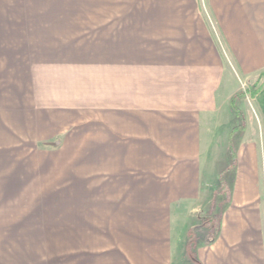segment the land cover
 <instances>
[{
	"label": "crops",
	"instance_id": "0c3cea01",
	"mask_svg": "<svg viewBox=\"0 0 264 264\" xmlns=\"http://www.w3.org/2000/svg\"><path fill=\"white\" fill-rule=\"evenodd\" d=\"M187 1L145 17L90 10L83 19L81 0L20 11L34 41L13 123L32 148L8 158L0 192L40 195V218L9 227L44 243L30 264H194L190 231L176 240L174 226L185 225L177 208L204 198L206 175L222 172L230 201L196 263L264 264V141L237 137L235 166L230 155L214 158L223 47L204 0ZM206 3L229 60L256 78L264 0ZM254 101L264 133V87Z\"/></svg>",
	"mask_w": 264,
	"mask_h": 264
},
{
	"label": "rangeland",
	"instance_id": "374dc122",
	"mask_svg": "<svg viewBox=\"0 0 264 264\" xmlns=\"http://www.w3.org/2000/svg\"><path fill=\"white\" fill-rule=\"evenodd\" d=\"M187 2V0H178V2L176 0H81L80 4L81 10L84 11L82 12V15L85 16L83 19H88L87 11L90 10L111 11L116 13L113 14L114 17L121 15L145 17L150 14L153 15L157 11L188 9L186 7L188 5ZM201 5L204 14L209 20L212 31L218 41H221L226 69L224 86L222 88L224 91L223 93L221 92L223 95L220 94L221 100H223L221 101L222 103L220 102L221 109L223 103L225 107L223 108L224 110H220L221 112L217 119L219 121L213 120L214 125L213 127L211 126L212 130H210V136L214 144L212 149L218 150L213 156L219 159L221 155H230L231 167L235 166L237 162L235 145L237 137L241 140L260 138L259 140L264 141L262 117L258 116V113L255 112L256 106L254 100L256 97L252 98L249 95L237 96L236 103L240 112H235L229 102L233 97L251 85L257 77L253 79L244 78L236 65L229 60L226 48L222 42L223 39L215 26L206 0L202 1ZM28 8L33 10L41 9L44 8V3L38 2V0H0V185L10 173L7 166L9 164L8 158L20 153L22 155L26 154L32 148L26 144L27 139H25L21 131L17 130L15 123H13L16 114L14 104L16 100L23 99L22 96L26 90L24 80L27 65L25 61L26 59H30L33 53L30 45L33 44L34 35H29L26 29H20L18 26L19 22L21 23V21L25 20V18L21 17L23 13L20 11ZM114 20L120 19L116 17ZM1 21H12L15 26L1 23ZM147 31L148 29H138L140 34H145ZM253 119H255L257 127H259L260 135L257 134V127H254L255 130L252 128L246 130V127L250 128L252 125ZM231 147L236 155L234 164H232L230 153ZM261 150L264 153V144H262ZM212 166L214 167L215 165L212 164ZM220 176L223 182L220 181ZM203 183L205 197L200 201L178 205L177 218L185 217V225H179L180 222L176 221L177 225L174 226L176 240L180 244L181 240H183L192 227L206 225L205 227L208 231L203 230L196 234L199 238L197 239L195 249L198 246L207 244L216 236L220 216L231 197V189L223 172L218 177H214L212 173H208ZM2 188L0 186V190ZM36 197L39 198L40 195L12 192L5 194L0 192V264H30L29 262L33 259L32 256L44 248V243L31 240L32 236L20 235L21 233L16 234L9 230L10 225L16 224V222L10 224L12 220L40 218V210L34 204ZM186 247H188V240ZM189 248L190 250L192 249V247ZM193 254L197 256L195 250H193ZM194 259L197 260L196 257Z\"/></svg>",
	"mask_w": 264,
	"mask_h": 264
},
{
	"label": "trees",
	"instance_id": "16d2710c",
	"mask_svg": "<svg viewBox=\"0 0 264 264\" xmlns=\"http://www.w3.org/2000/svg\"><path fill=\"white\" fill-rule=\"evenodd\" d=\"M264 87V70L261 71L258 75L257 78L255 79V81L249 85L244 91L240 92L238 95H236L235 97L232 98V100L230 101V104L233 108V110L235 112H240V109L237 106L236 103V99L237 96H245V95H249L252 98H255L257 96V94L262 90V88ZM41 145H50V144H55V143H40ZM230 153L232 156V164H234V162L236 161V155H235V151L233 150V148H230ZM220 181L223 182L222 177L220 176ZM206 225L203 224L201 227H192V229L190 230V234L188 237V247H187V251L188 254L193 257L194 259V254L192 255L193 250H195L196 244H197V239L199 238L196 234L200 231L206 230L208 231V229L205 227ZM189 247H192V249L190 250ZM194 264H198L196 263L197 260L194 259Z\"/></svg>",
	"mask_w": 264,
	"mask_h": 264
}]
</instances>
